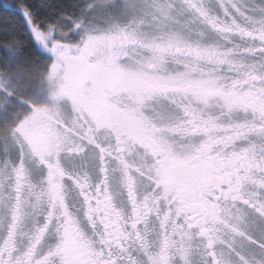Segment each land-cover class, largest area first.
I'll list each match as a JSON object with an SVG mask.
<instances>
[{"label":"clouds","instance_id":"1","mask_svg":"<svg viewBox=\"0 0 264 264\" xmlns=\"http://www.w3.org/2000/svg\"><path fill=\"white\" fill-rule=\"evenodd\" d=\"M0 122V264H264V0H75Z\"/></svg>","mask_w":264,"mask_h":264},{"label":"snow or ice","instance_id":"2","mask_svg":"<svg viewBox=\"0 0 264 264\" xmlns=\"http://www.w3.org/2000/svg\"><path fill=\"white\" fill-rule=\"evenodd\" d=\"M41 7L51 6L48 0H42ZM0 9V122L13 116L22 122L25 117L18 109L26 107L20 86L27 61L22 53H30L37 45L44 47L55 20L38 16L30 0H2ZM51 10L57 17L64 14Z\"/></svg>","mask_w":264,"mask_h":264},{"label":"trees","instance_id":"3","mask_svg":"<svg viewBox=\"0 0 264 264\" xmlns=\"http://www.w3.org/2000/svg\"><path fill=\"white\" fill-rule=\"evenodd\" d=\"M2 2V0H0ZM31 5L33 9L37 12L38 16L41 17H48L49 19H55L57 17V12H53L51 9L55 8L58 11L67 12L72 9L73 4L75 3V0H48L50 4V8H43L41 7L42 0H30ZM3 10L0 9V12ZM25 40L28 39V37L25 35Z\"/></svg>","mask_w":264,"mask_h":264}]
</instances>
